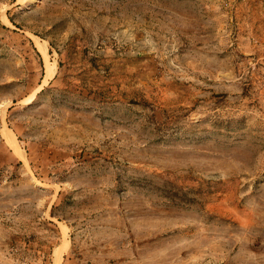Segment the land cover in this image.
Returning <instances> with one entry per match:
<instances>
[{"label": "rangeland", "instance_id": "1", "mask_svg": "<svg viewBox=\"0 0 264 264\" xmlns=\"http://www.w3.org/2000/svg\"><path fill=\"white\" fill-rule=\"evenodd\" d=\"M0 264H264V0H0Z\"/></svg>", "mask_w": 264, "mask_h": 264}, {"label": "bare ground", "instance_id": "2", "mask_svg": "<svg viewBox=\"0 0 264 264\" xmlns=\"http://www.w3.org/2000/svg\"><path fill=\"white\" fill-rule=\"evenodd\" d=\"M57 251V250H56ZM57 255V254H56ZM56 260V259H55ZM57 262V261H56ZM58 262H60V261H58Z\"/></svg>", "mask_w": 264, "mask_h": 264}, {"label": "crops", "instance_id": "3", "mask_svg": "<svg viewBox=\"0 0 264 264\" xmlns=\"http://www.w3.org/2000/svg\"><path fill=\"white\" fill-rule=\"evenodd\" d=\"M65 253H66V252H65ZM65 253H64V254H65ZM63 256H64V255H63Z\"/></svg>", "mask_w": 264, "mask_h": 264}]
</instances>
